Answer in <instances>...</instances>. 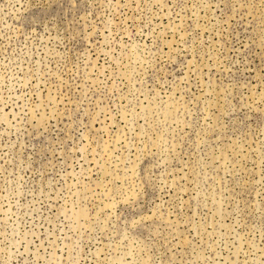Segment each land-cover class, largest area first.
<instances>
[{"label":"rangeland","instance_id":"obj_1","mask_svg":"<svg viewBox=\"0 0 264 264\" xmlns=\"http://www.w3.org/2000/svg\"><path fill=\"white\" fill-rule=\"evenodd\" d=\"M0 264H264V0H0Z\"/></svg>","mask_w":264,"mask_h":264}]
</instances>
